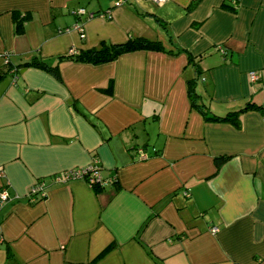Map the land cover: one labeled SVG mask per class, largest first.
I'll use <instances>...</instances> for the list:
<instances>
[{
	"label": "crops",
	"instance_id": "0c3cea01",
	"mask_svg": "<svg viewBox=\"0 0 264 264\" xmlns=\"http://www.w3.org/2000/svg\"><path fill=\"white\" fill-rule=\"evenodd\" d=\"M13 10L28 15L20 34ZM130 37L163 50L62 62L58 79L15 67ZM7 66L0 264H264V114L207 122L186 94L195 76L211 113L264 107V0H0ZM91 165L99 190L63 179ZM36 184L43 195L31 200Z\"/></svg>",
	"mask_w": 264,
	"mask_h": 264
},
{
	"label": "trees",
	"instance_id": "16d2710c",
	"mask_svg": "<svg viewBox=\"0 0 264 264\" xmlns=\"http://www.w3.org/2000/svg\"><path fill=\"white\" fill-rule=\"evenodd\" d=\"M28 18L26 12L11 11V19L13 21V32L20 34L23 31V23ZM139 49H151V50H163L161 43L157 40H150L144 37H130L123 43L110 44L100 42L97 47L77 49L73 51L58 54L54 57L53 62H49L46 58L34 56L31 59L17 64L15 67H34L43 70L51 74L55 79L59 78V65L62 62H81L91 65H100L113 61L118 55ZM169 51V50H168ZM6 56V55H5ZM6 58V57H5ZM190 59V58H189ZM7 64V61L5 62ZM10 67L6 69L0 68V77L7 73ZM195 72H198V67L195 68ZM196 77H191L186 81V94L189 102V106L195 109L201 117L207 122H219L230 123L235 127H239L240 116L243 112L254 111L263 116L264 107L260 103L248 100L245 104L232 111H228L224 114L218 115L211 113L207 107L198 100V96L194 90ZM110 82L106 90L109 89ZM228 158L227 155H219L213 159L214 167H217ZM101 184L98 182L92 183V187L95 191L100 189ZM2 203H0L1 205ZM106 250V249H105Z\"/></svg>",
	"mask_w": 264,
	"mask_h": 264
},
{
	"label": "built area",
	"instance_id": "2783aa9c",
	"mask_svg": "<svg viewBox=\"0 0 264 264\" xmlns=\"http://www.w3.org/2000/svg\"><path fill=\"white\" fill-rule=\"evenodd\" d=\"M122 1L123 0H117L118 3L122 2ZM151 1H153L155 3L163 2V0H151ZM75 12L77 14H81L84 12V10L82 8H79ZM72 28L80 33L79 34L80 37H83V33H82L80 26H78L77 24H74L72 26ZM69 51H73V49H69ZM248 76L251 80L255 79V74L252 71L248 72ZM144 156H145L144 153H142L140 151L139 158H144ZM80 178L84 179L89 186H91L92 183H95V182H98L100 184L103 183V180L100 178L98 170L93 165L85 166V167L72 168V169H69L63 173V179L64 180H66V179L74 180V179H80ZM36 194L38 196L43 195L41 184H36L30 188V191H29L30 197L32 195H36ZM7 199H8V194L3 189H0V203L5 202ZM31 200H32V197H31ZM216 230H217V228L214 226H212L210 228L211 233H215Z\"/></svg>",
	"mask_w": 264,
	"mask_h": 264
},
{
	"label": "rangeland",
	"instance_id": "374dc122",
	"mask_svg": "<svg viewBox=\"0 0 264 264\" xmlns=\"http://www.w3.org/2000/svg\"><path fill=\"white\" fill-rule=\"evenodd\" d=\"M198 86H199V84H198Z\"/></svg>",
	"mask_w": 264,
	"mask_h": 264
}]
</instances>
